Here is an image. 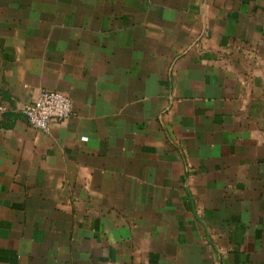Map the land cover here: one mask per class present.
I'll return each mask as SVG.
<instances>
[{
  "label": "crops",
  "instance_id": "crops-1",
  "mask_svg": "<svg viewBox=\"0 0 264 264\" xmlns=\"http://www.w3.org/2000/svg\"><path fill=\"white\" fill-rule=\"evenodd\" d=\"M0 107V264H264V0H0Z\"/></svg>",
  "mask_w": 264,
  "mask_h": 264
},
{
  "label": "built area",
  "instance_id": "built-area-1",
  "mask_svg": "<svg viewBox=\"0 0 264 264\" xmlns=\"http://www.w3.org/2000/svg\"><path fill=\"white\" fill-rule=\"evenodd\" d=\"M0 107V110H4ZM28 124L40 131L49 132L54 123H63L74 114L71 98L56 90L41 89L30 103L20 107Z\"/></svg>",
  "mask_w": 264,
  "mask_h": 264
}]
</instances>
